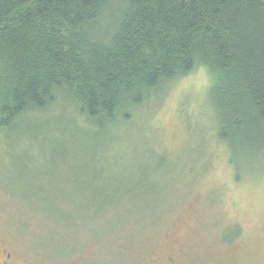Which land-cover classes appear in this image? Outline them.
Wrapping results in <instances>:
<instances>
[{"label": "rangeland", "instance_id": "rangeland-1", "mask_svg": "<svg viewBox=\"0 0 264 264\" xmlns=\"http://www.w3.org/2000/svg\"><path fill=\"white\" fill-rule=\"evenodd\" d=\"M212 83L197 66L103 129L59 103L0 131V264H264V150L236 170Z\"/></svg>", "mask_w": 264, "mask_h": 264}, {"label": "trees", "instance_id": "trees-1", "mask_svg": "<svg viewBox=\"0 0 264 264\" xmlns=\"http://www.w3.org/2000/svg\"><path fill=\"white\" fill-rule=\"evenodd\" d=\"M197 66L237 170L264 150V0H0V131L59 103L129 121Z\"/></svg>", "mask_w": 264, "mask_h": 264}, {"label": "flooded vegetation", "instance_id": "flooded-vegetation-1", "mask_svg": "<svg viewBox=\"0 0 264 264\" xmlns=\"http://www.w3.org/2000/svg\"><path fill=\"white\" fill-rule=\"evenodd\" d=\"M7 258H8V256H7Z\"/></svg>", "mask_w": 264, "mask_h": 264}]
</instances>
